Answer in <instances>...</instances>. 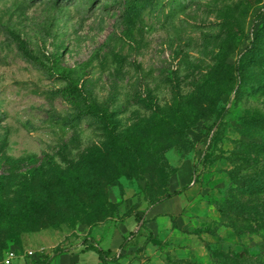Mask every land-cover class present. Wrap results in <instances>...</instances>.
Instances as JSON below:
<instances>
[{"label": "rangeland", "instance_id": "374dc122", "mask_svg": "<svg viewBox=\"0 0 264 264\" xmlns=\"http://www.w3.org/2000/svg\"><path fill=\"white\" fill-rule=\"evenodd\" d=\"M263 11L264 0H0V264L14 246L67 261L62 246L84 232L163 201L186 159L199 206L219 216L197 231L217 239L160 264H264ZM187 101L200 118L177 142ZM88 105L117 137L101 114H80Z\"/></svg>", "mask_w": 264, "mask_h": 264}, {"label": "crops", "instance_id": "0c3cea01", "mask_svg": "<svg viewBox=\"0 0 264 264\" xmlns=\"http://www.w3.org/2000/svg\"><path fill=\"white\" fill-rule=\"evenodd\" d=\"M184 162L183 166L188 165L190 167V169L186 170L187 176H181L180 168L178 167L170 180L169 192H177L176 194L150 206L145 212L140 211L139 214L142 216L140 221L137 220L135 215L122 217L110 224L104 232L99 231L95 234V238H99L100 241L101 238L106 236L100 245L102 249L111 252L110 257H118L122 251H126L127 254L118 259L119 264H160L162 253H169L173 248H178V245L198 242L206 247L209 243L216 241L215 235L203 232L206 230L205 228H203L202 233L197 231L201 228L202 223H217L219 216L214 207L204 208L199 206V188L195 182L192 184L194 165L190 159H186ZM191 210L196 214L193 217L190 216L189 211ZM143 222L153 234V240L145 245L139 241L140 238L138 236ZM92 231L91 235H93ZM84 234L88 236V233L84 232ZM129 235L131 237L129 242L122 247L125 237ZM157 244L160 246L156 247L155 245ZM71 245L67 244L62 246V248H69L73 255L68 257L67 261H62L58 258L56 262L54 261V264H73L76 262H80V264H104L99 257L95 259L92 255H88V257L82 256L91 252L84 251L88 244L78 243L74 246ZM21 261L17 264H20ZM23 262L24 264L37 263L35 260Z\"/></svg>", "mask_w": 264, "mask_h": 264}, {"label": "trees", "instance_id": "16d2710c", "mask_svg": "<svg viewBox=\"0 0 264 264\" xmlns=\"http://www.w3.org/2000/svg\"><path fill=\"white\" fill-rule=\"evenodd\" d=\"M260 18L264 19V11L261 12L259 14ZM233 72V71H232ZM232 72L230 74H228L225 78V83H224V87H222L220 89V96L228 94L230 91L233 90L234 88V84H235V77L233 76ZM80 114L86 115V114H101V117L103 118L104 121H106L109 126H110V130L112 132V134L117 137L113 127H112V117L109 113L107 112H101L100 109L97 106L94 105H88L86 110H81ZM200 117L196 115V113L193 110V106L191 105V101H187V108H186V112H183L181 116L177 117V120L175 122H172L173 124V128L175 129V132L178 136V140L177 142H181L184 140V142L186 143H191V141L188 139V133L187 130L194 127V125L196 124V121L199 119ZM171 124V125H172ZM172 145H169L168 148H171ZM177 170V169H176ZM176 170L174 171V173H176ZM173 173V174H174ZM171 177H172V173H171ZM171 179V178H170ZM175 193H170L169 195L165 198H170L171 196H173ZM164 199V200H165ZM137 220L140 221L141 218L137 217ZM138 236L140 238L139 241L143 242L144 245L149 243L150 241L153 240V234L151 231L148 230V228L146 227L145 222H143L140 226L139 232H138ZM129 236L125 237V242L122 245V247H124L128 242H129ZM88 240H91L92 243L88 244ZM15 244V243H13ZM82 244L86 245V248L84 251H94L98 254L99 259L104 263H115V264H119L118 263V259L123 257L126 253V251H122L118 257H110L111 252L109 250H104L100 247V243L98 242V240L93 236V235H88L83 241ZM19 247V246H18ZM8 248V247H6ZM4 248L1 254V259L3 257V252L6 249ZM23 248V247H21ZM62 251H58L57 253H60ZM55 253V254H57ZM43 257L44 260L43 261H38L39 263L45 262L47 263L50 259L48 257L47 253H43Z\"/></svg>", "mask_w": 264, "mask_h": 264}, {"label": "built area", "instance_id": "2783aa9c", "mask_svg": "<svg viewBox=\"0 0 264 264\" xmlns=\"http://www.w3.org/2000/svg\"><path fill=\"white\" fill-rule=\"evenodd\" d=\"M195 179L193 180V183ZM43 251L34 250L30 248L21 247H8L3 252V257L1 259V264H17L19 261L23 260H35L36 264H46L45 262L39 263L38 261H43Z\"/></svg>", "mask_w": 264, "mask_h": 264}]
</instances>
